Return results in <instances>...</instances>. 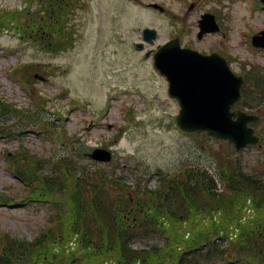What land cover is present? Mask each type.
Returning <instances> with one entry per match:
<instances>
[{
  "label": "rangeland",
  "instance_id": "374dc122",
  "mask_svg": "<svg viewBox=\"0 0 264 264\" xmlns=\"http://www.w3.org/2000/svg\"><path fill=\"white\" fill-rule=\"evenodd\" d=\"M155 1L168 7L170 14H159L133 0H73L70 15L60 18L59 38L54 40L66 41L67 32L74 36V45L63 50L35 38L42 36L36 29L28 32L32 37L22 36L26 31L20 23L32 25L44 0H0V10L31 5L18 14L10 29H0V107L15 110L0 115V132L4 131L0 135V251L7 236L32 240L56 218L60 211L56 204L63 203L44 200L61 201L39 186L46 173L50 177L44 180L51 182L52 177L63 179L68 169L73 173L105 169L128 183L139 177L155 187L161 172L190 163L215 169L214 157L235 152L228 140L182 133L174 120L179 103L169 96L166 79L150 62L141 60L142 53L132 42L139 40L145 25L158 28L157 44L177 34L184 43H207L197 38L196 13L186 23L176 22L180 16L174 13L185 0ZM233 7L232 24L227 22L230 51L238 54L235 66L241 70L250 62L264 69V52L252 49L247 35L251 28L264 26V13H255L246 2ZM245 9L248 15L242 17ZM46 31L51 35V28ZM217 38L210 37L209 43ZM256 128L263 130L264 117ZM97 146L112 148L113 160L92 161L89 153ZM239 154L246 170L264 174V144L249 145ZM16 157L22 172L29 169L25 175L29 185L10 166ZM60 183L56 182L54 194ZM65 187L75 186L68 182ZM145 243L138 240L136 245Z\"/></svg>",
  "mask_w": 264,
  "mask_h": 264
},
{
  "label": "trees",
  "instance_id": "16d2710c",
  "mask_svg": "<svg viewBox=\"0 0 264 264\" xmlns=\"http://www.w3.org/2000/svg\"><path fill=\"white\" fill-rule=\"evenodd\" d=\"M232 164L219 162L216 173L189 165L161 178L156 188L137 190L134 199L127 192L120 198L110 195L107 180L99 184L92 175L97 181L88 191L79 185L71 195L60 230L50 228L32 241L8 238L0 264H209L223 259L264 264V189L239 162ZM249 197L255 212L243 223L239 218ZM237 228L235 254L237 238L231 232ZM152 233L166 242L134 246ZM71 241L77 243L74 248Z\"/></svg>",
  "mask_w": 264,
  "mask_h": 264
},
{
  "label": "water",
  "instance_id": "95a60500",
  "mask_svg": "<svg viewBox=\"0 0 264 264\" xmlns=\"http://www.w3.org/2000/svg\"><path fill=\"white\" fill-rule=\"evenodd\" d=\"M167 51L168 47H164L159 53V64L173 76L174 93L187 102L186 112L179 117L180 124L191 131L209 129L215 134L230 136L239 146L245 144L251 130L244 127L246 119L243 117L240 122L229 120L231 101L225 102L227 95L215 91L220 87L221 77L216 72L195 73L192 70L190 76L180 69L175 60L169 59ZM194 77L199 80L203 78L205 82Z\"/></svg>",
  "mask_w": 264,
  "mask_h": 264
}]
</instances>
